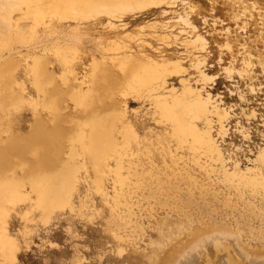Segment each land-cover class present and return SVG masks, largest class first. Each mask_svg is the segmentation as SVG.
Here are the masks:
<instances>
[{
  "label": "rangeland",
  "instance_id": "374dc122",
  "mask_svg": "<svg viewBox=\"0 0 264 264\" xmlns=\"http://www.w3.org/2000/svg\"><path fill=\"white\" fill-rule=\"evenodd\" d=\"M29 2L0 0V132L9 144L0 163L17 164L24 191L19 198L0 186V231L6 234H0V264H172L197 238L216 230L233 231L242 248L253 251L249 256L264 261V186L225 180L217 162L178 151L166 126L156 115L152 119L153 106L139 96L126 101V118L146 126L140 135L147 149L139 154L146 168H140L139 181H118L111 171L99 186L87 163L74 187L51 193L45 207L31 186V165L37 160L20 141L34 124V105L43 102L39 61L59 66L51 70L66 92L62 76L72 74L65 58L73 61L72 81L83 91L91 86L97 65L124 83L131 76L129 66L142 71L163 58L168 67L180 59L185 71L170 74L165 91L182 92L184 79L203 86L229 111L226 135L217 117L213 123L229 167L239 160L263 173L264 164L254 161L264 147V0H165L157 8L117 12V18L102 13L96 20L44 24L34 23ZM196 56L204 62L205 80L199 78ZM45 86L52 90L51 84ZM69 107L80 115L73 103ZM127 150L125 176L132 152ZM144 150L156 152L154 163Z\"/></svg>",
  "mask_w": 264,
  "mask_h": 264
},
{
  "label": "bare ground",
  "instance_id": "6f19581e",
  "mask_svg": "<svg viewBox=\"0 0 264 264\" xmlns=\"http://www.w3.org/2000/svg\"><path fill=\"white\" fill-rule=\"evenodd\" d=\"M164 1L30 0L28 6L35 16L34 23L44 24L51 20H58L61 23L69 20L76 22L96 20L102 13L117 18V12L141 11L151 6L157 8V5L163 4ZM119 18L121 19L122 16ZM194 41L192 43L196 42ZM132 56V54L129 55V57ZM194 60L201 64L200 66L196 64L199 68V78L205 80L207 74L202 70L203 68L201 69L203 60L201 62L200 56H196ZM153 63L156 64L151 63V66L142 71L139 70V66L134 68L129 66L132 69L131 76L124 83L114 80L111 74L102 72L97 65L98 72L94 74L91 86L83 91L72 81L76 79L73 61L65 58V64L68 65L72 76L67 74L62 76V83L67 88L66 92H63L59 82L53 77L52 66H50L52 63L38 62L43 79L38 77L37 85L43 102L37 100L34 105V124L30 134L28 133L29 135L27 134L28 136H24V139L20 141L26 142L24 152H29L31 157L37 160L36 166L31 165L34 172L31 186L37 192L42 205L50 207L51 193H57L61 189L71 190L77 173L82 168L88 169L87 163L95 170L96 176L92 179L99 186L111 176V171H116L118 181L129 180L133 183V178L139 181L137 176L141 175L140 168L143 170L146 168L139 156L143 149H147L146 138H141L140 135L146 130V126L142 121L137 120L138 118H126V101L131 95L149 101L154 111L152 119L156 115V120L166 126V133L176 149H179L178 151L184 150L217 162L225 180L236 181L239 178L240 182L243 180L242 182L253 187L264 186V172L257 173V168L253 170V167H243L239 160H236L234 164L232 162V167L228 165L227 156L213 131L214 117H217L220 122V128L218 127L220 132L227 134L224 120L229 117L228 108L214 100L210 92L204 93L203 86L194 87L186 79L182 80V92L179 93L174 87H170L171 89L166 92L169 86L168 76L173 73H183L184 62L180 59L174 60L172 66L168 67L163 58ZM52 68H59V66L54 65ZM168 70L171 71L168 72ZM198 81L201 80L198 79ZM45 83L52 85L50 92H47ZM68 96L71 97L70 100ZM70 103H73L75 110L79 112L78 117L70 109ZM159 122L156 121L157 124ZM25 127L26 124L19 123V128ZM4 133L5 131L0 132L2 160L4 159L2 155H5L2 151L9 146L7 139L3 140ZM13 147H18L16 142L13 143ZM128 147L132 152L127 160L128 175L125 176L122 169L125 167L124 156L128 152ZM258 150L257 159L254 162L259 161L263 165L264 147ZM144 151L147 159L153 161L150 163H154L157 159L156 152ZM22 154L20 159L25 156L24 153ZM249 160L251 162V159ZM156 167L154 166V169ZM0 186L14 196L23 197L24 191L21 189V180H19L15 162L0 163ZM1 232L0 234H3ZM232 232L216 230L204 233L194 244L181 251L172 264H245L247 260H250V264H264V261H260L261 257L256 258L260 260H254L255 258L251 257L253 251L250 250L251 253L248 251V254L242 248V244L240 245L237 234ZM5 235H2L3 238ZM3 238H0V249L4 246Z\"/></svg>",
  "mask_w": 264,
  "mask_h": 264
}]
</instances>
